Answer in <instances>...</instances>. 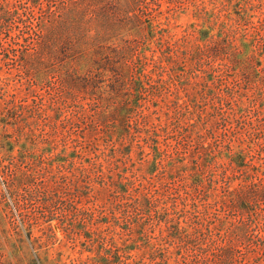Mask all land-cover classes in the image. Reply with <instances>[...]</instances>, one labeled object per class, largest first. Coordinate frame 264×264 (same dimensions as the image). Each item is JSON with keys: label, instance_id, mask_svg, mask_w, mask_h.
Here are the masks:
<instances>
[{"label": "rangeland", "instance_id": "obj_1", "mask_svg": "<svg viewBox=\"0 0 264 264\" xmlns=\"http://www.w3.org/2000/svg\"><path fill=\"white\" fill-rule=\"evenodd\" d=\"M11 1L16 12L0 38L22 34L17 24L30 33L9 55L0 47V264L202 261L197 250L225 245L236 229L232 189L244 191L264 230V0H108L142 18L113 40L135 54H113L108 65L144 71L145 88L128 113L130 132L120 139L113 130L97 150L82 139V104L96 108L92 96H101L109 112L135 94L111 90L117 75L104 66L101 88L83 99L79 75L95 62L62 53L60 13L70 0ZM199 46H214L212 57L193 53ZM15 87L34 118L10 102ZM51 104L60 107L54 121ZM240 153L245 166L233 167ZM24 173L31 180H13ZM109 181L108 195L97 197Z\"/></svg>", "mask_w": 264, "mask_h": 264}, {"label": "trees", "instance_id": "obj_2", "mask_svg": "<svg viewBox=\"0 0 264 264\" xmlns=\"http://www.w3.org/2000/svg\"><path fill=\"white\" fill-rule=\"evenodd\" d=\"M32 1L36 2V6L40 5L41 3L40 0ZM6 2V6L4 7L5 9L3 13L0 14V27L5 26L4 22L8 19V16L13 15L16 12V9L11 10L13 1L6 0ZM64 4L65 5L62 8L63 11L60 13L61 21H59L60 26L63 27L64 36L67 35L65 39L66 46L62 49V53L68 54L69 51H72V53L74 54L77 53L81 55V58L89 57L95 62V65L90 64V66L88 67L89 70L85 75H79L80 80L78 84L80 85V87L78 90L82 93L83 99L86 98L85 95L89 91L91 92L94 90L93 93L97 94V89L101 88L96 75L100 74L102 70H104V66L108 67L107 70H109V68H112L111 70L116 72L117 75L116 79H112V82L108 83L111 90L113 88L117 90L120 86L122 87L121 90H128L130 93L135 94V97L133 99L131 98V94H129V97L131 98L130 100H132L129 104H121L122 107H117V109L115 107L109 112L101 109L102 107H100L99 102H97L98 98H100L101 96H92V99H94L96 102V108H89V103L87 104V106L85 105V103L82 104L83 109L81 111V115L77 117L81 120L79 121V123L83 124L82 130L84 131V133L82 134V139L85 143L86 148L92 146L97 150V146L100 145L101 142L105 141V139H111L113 130L115 134H117L118 132V137L120 139H123L124 133L130 132L131 130V125L127 123L129 116L128 113L139 105L141 93L145 88V83L143 81L144 71H137L139 75L135 76V74L130 73L133 71L131 66L128 67L127 73H123V71L119 72L116 67H113V65L110 64L108 65V63L111 62L110 59L113 54H124V52H131L132 55L135 54L134 50L129 51V49L127 48H119V45L113 46V40L117 35H119L120 31L122 32L123 29L126 30L125 28L128 26L131 28L133 26L141 27L142 18L138 13L134 12V14H132L131 10L128 7L122 5L121 7H117V2L110 3L108 2V0H70V3L65 2ZM135 4L138 5V3ZM64 9L66 11H64ZM50 13L54 12L51 11ZM30 14L31 16H35V10L32 9L30 11ZM19 22L25 24L26 28H30L32 24L30 22H26V20H24L22 16H20V21H18V23ZM15 26L17 30L22 32V34L17 35V37L15 38L12 37L10 33H8L7 35L9 37V40H5V42L3 41V38H0V47L7 52V55H9V50H13L11 47L12 43L18 45L19 39L24 38L25 34L30 33L29 30L24 31V29L21 28L22 26L20 24H17ZM147 38L148 41L153 40L154 35H152L151 37L150 35H148ZM45 46L46 48L41 49L42 51H45L46 49L49 50V45ZM214 49V46L206 47L205 49H200L199 46V48H197L196 51H193V53L198 52L197 55H201L200 53L207 52V56L212 57V50ZM146 51L147 50L145 49L141 54L147 59V57L145 56L147 54ZM105 53H107V55L105 57L102 56ZM101 58L108 62L104 65H100L99 63L101 62ZM94 67L101 70L98 72V70H94ZM16 89L17 88L15 87L14 90L9 93L11 97L10 102L12 103L13 101L14 103H20L16 104V106H19L22 109V118H25L24 113H29V116L34 118L35 112L30 104L25 103V99L20 100V102L17 101L18 91ZM103 99L104 98H102L101 101ZM46 109H51L54 112L53 119L51 117V121L58 119V112L60 110V107H56L54 104H51L46 106L45 110ZM36 114H38V116L40 115L39 113ZM146 117L147 115H144V118ZM118 119L119 126L116 124L118 123ZM124 152L127 153L126 150ZM245 163L246 156L243 153L235 155L231 159V165L233 167H242L245 166ZM102 169L103 167H101L100 175L105 177L102 173ZM24 178L25 180H31V175H27V173H24L23 177H15V179L13 180H15L16 182H21L24 180ZM15 181H13V184ZM107 184L108 187L104 186L103 189H99L97 191V197L105 198L108 195L107 188L111 187L112 183L109 181ZM120 187L123 188L122 185ZM126 191V189H122L121 193H124ZM229 193L231 194V197L227 201V206L229 208H236L237 210H240L241 217L239 220H237V223H233L236 226V229L233 230L230 234L228 242L225 245H221L209 252L204 253V251L202 250H197L201 251L197 253V257L202 261H195L194 263L184 262L180 264H264V230H259V217L254 218V215L258 216L261 215V213L251 210L250 201L244 197L243 190L232 189ZM48 208L49 204L47 200L41 203V213L45 214V210L47 211ZM65 208V210L76 209V207ZM253 225L256 226L253 227ZM256 231L259 232L255 233ZM148 253L151 255H155L153 252Z\"/></svg>", "mask_w": 264, "mask_h": 264}]
</instances>
